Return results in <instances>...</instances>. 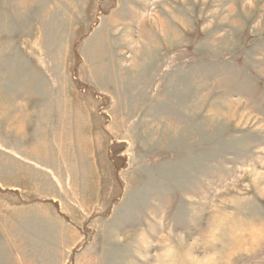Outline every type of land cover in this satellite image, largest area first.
Instances as JSON below:
<instances>
[{
    "label": "rangeland",
    "instance_id": "obj_1",
    "mask_svg": "<svg viewBox=\"0 0 264 264\" xmlns=\"http://www.w3.org/2000/svg\"><path fill=\"white\" fill-rule=\"evenodd\" d=\"M0 264H264V0H0Z\"/></svg>",
    "mask_w": 264,
    "mask_h": 264
},
{
    "label": "bare ground",
    "instance_id": "obj_2",
    "mask_svg": "<svg viewBox=\"0 0 264 264\" xmlns=\"http://www.w3.org/2000/svg\"><path fill=\"white\" fill-rule=\"evenodd\" d=\"M242 242V240H239L238 243Z\"/></svg>",
    "mask_w": 264,
    "mask_h": 264
}]
</instances>
